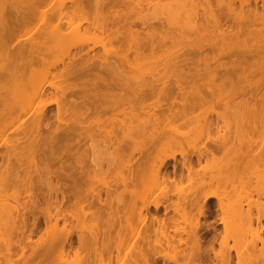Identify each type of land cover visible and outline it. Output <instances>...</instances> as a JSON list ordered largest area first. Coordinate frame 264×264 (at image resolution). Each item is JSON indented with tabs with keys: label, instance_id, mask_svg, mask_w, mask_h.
Listing matches in <instances>:
<instances>
[{
	"label": "bare ground",
	"instance_id": "bare-ground-1",
	"mask_svg": "<svg viewBox=\"0 0 264 264\" xmlns=\"http://www.w3.org/2000/svg\"><path fill=\"white\" fill-rule=\"evenodd\" d=\"M53 1L0 0V117L12 108L10 100H25L29 96L28 104L20 108V111L28 113L33 110L36 121L49 120L50 118L44 119V116L51 112L47 110L50 103L39 102L46 96L48 87V93L56 95L53 92L56 90L55 85L47 82L45 75L26 77L33 60L38 56L39 47H26L22 39L14 37L20 25L33 20L51 23L49 38L44 39V42H49L63 39L74 18L84 16L86 20L92 13L95 21L86 29L99 30L106 35L103 47L105 54L101 59L86 53L66 56L61 77L67 88L62 97L57 96L54 100V116L59 122L61 116L76 112L80 119L65 123L66 127L57 124L47 130L44 136L40 135V129H36V153L45 166L48 178V189L45 193H38L41 194L44 207L40 206L36 197L30 200L28 209L14 208L17 213L15 217H2L1 214L0 222L4 221L5 225L0 229V247H7L6 256H10L8 247H19V253L16 254L19 264H65L64 255L73 253L75 249L72 231L67 229L69 220L76 219L83 208L91 207L95 210L90 213L94 230H86L85 234L77 236L75 256L80 249L89 253L88 250L91 249L88 247H94L97 254L94 264H104L102 258L105 253L109 257L112 254L105 248L112 240V232L118 228L116 247H120L122 234L127 235L129 232L130 237H139L141 223L147 217L150 222L163 226L177 222L189 224L188 230L184 227L174 228L171 235L161 231L167 247L175 248L172 256L169 253L158 255L163 261L178 264V257H183L180 253L183 244L193 247L191 258L195 264H204V258L209 257L208 252L212 248H202L201 225L197 218L193 224L190 222L193 218L192 210L197 208V214L204 217L207 202L210 199L216 200L222 213L219 220L223 225V233L227 226L226 211L235 215L242 213L239 205L227 208L223 198L217 194L219 178H210L216 182L213 189L209 188L210 190L190 198H182L174 208L171 205L174 211L180 212L178 219L148 215L140 217L141 210L147 213L149 206L154 210L164 207L167 211V203L155 202L143 205L139 209L137 224H131L132 208L130 204L123 203V193L139 200L138 191L144 190L151 179L170 183L169 188L174 189L177 180L184 178L182 170L192 179L194 172L190 154L187 155L182 150L170 155L164 154L165 156L161 153L172 147H181L184 140L190 137V132L196 131L191 128L180 132L176 127H183L191 122L194 116L189 115L199 107L206 104L222 105L228 112L239 113L240 118L235 123H239L240 128L245 125L246 129L242 132L248 135L252 129L264 127V0H73L72 9L68 8L65 12L61 6H54ZM149 3L161 10L151 18L141 15L143 6ZM167 44H170L169 48ZM171 46L176 49H171ZM173 50L177 53L170 58L154 55ZM157 64V70H152ZM126 67L136 68L138 71L144 69V72L125 73ZM144 76H149L150 79ZM39 81L41 83L37 86ZM35 86L33 93L27 96L25 91ZM152 97L156 102L153 106L146 103ZM36 100L39 104L34 108ZM206 111L213 112L212 106H207ZM119 115L122 118H116ZM140 115L145 116V120L141 121L142 126H158L162 116L166 123H171L175 118L180 123L170 126L169 131L173 133L168 136L163 131L151 135L145 142H137L129 134L126 117ZM101 117L105 119L100 120ZM94 131L98 132L94 134ZM25 132L24 128L19 130L17 140H22ZM243 133L238 134L236 130L237 141L229 134L218 136L211 148L204 147L203 151L196 150L192 155L199 162L208 156L213 157L214 151L220 148L224 152L223 157L225 156L223 165L228 171L227 178L233 180L237 174H241L244 163L264 162V154L243 143ZM98 134L101 139L93 141L92 138ZM85 140L93 141L92 155L94 157L100 154L98 157L89 159L86 156L89 144ZM126 150L129 151L128 154H125ZM103 154L112 163L123 162L124 156L127 159V177L121 178L120 186L123 189L116 196L115 205L99 198L98 192L83 189L96 176V172H103L97 160ZM23 155V150L5 151L1 155L4 166L0 177L1 189L9 183L10 177L14 182L22 180L17 172L11 170L10 164L12 159L20 163ZM176 155L182 159L178 176L175 175ZM130 159L133 162L130 163ZM169 161L173 163L169 164ZM168 166L177 177L169 178ZM107 170L108 167L105 171ZM172 189L167 190V193H172ZM87 191L92 193V197L95 196L94 199L87 195ZM1 208L4 213L8 212L6 205L3 204ZM121 208L128 215L122 216ZM25 212L32 215L31 222ZM38 213L41 214L42 221L38 218ZM83 215L85 217V213ZM262 218L264 208L257 221ZM60 222L62 225H59ZM181 234L186 238H182ZM14 235L17 239L11 242V236ZM175 235H178L177 242L171 245ZM147 236L145 247H152L149 244V234ZM29 242L32 243L31 246ZM219 245L224 247V236ZM27 247H31L29 252H26ZM115 251L119 252L118 249ZM156 255L157 253H152L147 248H138L132 252L131 262L135 264L136 260H141L143 264H156ZM2 257L4 255L0 250V264H3ZM216 257L222 262L221 254L214 253L213 259ZM5 264L14 262L7 257Z\"/></svg>",
	"mask_w": 264,
	"mask_h": 264
},
{
	"label": "rangeland",
	"instance_id": "rangeland-1",
	"mask_svg": "<svg viewBox=\"0 0 264 264\" xmlns=\"http://www.w3.org/2000/svg\"><path fill=\"white\" fill-rule=\"evenodd\" d=\"M7 1V0H6ZM73 0H54V6H61L63 8V12H65L68 8L72 9L71 5ZM145 4L143 6V12L141 15L147 16L151 18L152 16H156L160 13V8L153 5ZM237 2V6H238ZM261 2H259L258 7L260 8ZM84 16H77L72 20L70 28L67 29V34L63 36V39L52 40L49 42H44V39L49 38V31L52 30V24L48 22L42 23L41 21L33 20L31 22L22 24L18 27V29L14 33L15 38L22 39V42L25 43L26 47L31 45L39 47L38 56L33 60V64L31 66L30 72L27 73L26 77L34 78L41 77L42 75L46 76L47 82H52L56 90L53 92L56 95H53L50 92L49 87L47 88L49 91L46 92V96L39 102L35 101L34 108L37 107L39 103L45 101L50 103L47 106V110H51L48 115L44 116L45 118H50L49 120H39L36 121L34 119L36 113L28 112L22 113L20 108L24 107L28 104L27 98L28 95H31L34 91V88H29L25 91V94L28 96L25 100L12 99L9 101L11 103L12 108L7 110L0 117V177L3 174V163L1 155L5 151H13V150H23L24 155L20 159V163H16L14 159L11 160L10 168L13 172H17L22 180L14 182L13 178L10 177L9 183L4 187L0 188V215L2 217H15L17 214L16 209L21 207L24 210L30 207V200L38 198L40 206L44 207V202L41 198L40 193H45L46 186H48V178L47 174H45V166L39 160L36 153V140L38 139L37 128L40 129V135H46V131L51 129L53 126L60 124V127L65 126L67 123H71L70 121L79 120V113L73 112L70 114H66L65 116H61L56 121L54 116V111L56 109V104L54 100L58 97H62L63 93L66 91V83L63 82L61 77V71L65 67V62L67 61V55L71 57L73 54L85 55L88 56H96L100 59L104 56L103 47L104 42L106 40V35L103 34L99 30L94 29H86L88 25L95 21V15L90 13L87 19H84ZM86 29V30H84ZM209 39V38H208ZM43 42V43H42ZM174 46V45H173ZM171 46V49H176ZM170 47V44H167V48ZM177 51L173 50L172 52H157L154 55H162L171 57ZM110 55V54H109ZM149 56V55H148ZM61 60L63 62L61 63ZM158 64L152 70H157ZM144 70V69H143ZM142 69L137 70L136 68H125V73H143ZM41 75V76H40ZM141 77V75H140ZM146 79H150L149 76H144ZM3 80V79H2ZM142 80V79H141ZM40 81L37 86L40 85ZM132 83V82H131ZM31 93V94H30ZM39 103H38V102ZM27 103V104H26ZM38 103V104H37ZM147 104H151L152 106L156 104L154 98H149L146 102ZM36 105V106H35ZM207 106H212L213 112L206 111ZM76 113V114H75ZM162 113H166L163 112ZM30 114L34 116H30ZM194 116V119L191 122H188L183 127H176L178 131L183 132L187 131L191 128L196 129L193 133H191L190 137L186 138L184 142L181 144V147H172L167 151L161 153V155H170L172 153H177L179 150L187 153V155L192 156L191 166L193 168L192 172L194 175L192 179H189L186 176V171L182 170L184 178L181 181L177 180L176 188H169L170 183H165L164 181L151 179L148 180L147 186L144 190L140 189L139 200L134 196H130L127 193H123L124 198L122 201L124 204H130V208H132V212L130 213L131 224H137L138 221V213L139 209L143 207V205L148 203H167L165 205L168 206L167 211L164 210V207H160L157 210H154L152 206H149L148 212L146 213L143 209L141 210L140 217L155 216L158 218H179V213L173 210L176 203L182 200V198H190L195 195H200L208 190L209 188H214L216 186V182L211 180L210 178H219V188L217 189V194L221 199L223 198V203L229 208L231 205H239L242 213L239 215L232 214L228 211L225 213L226 217V231L223 233V225L220 223V217L222 213L218 209L217 201L214 199H210L207 202V210L205 211V216L198 215L196 212L197 208H194L191 212L193 216L190 219L191 224H193L198 219L199 224L201 225V237H202V245L207 249L212 248L208 252V258L205 256L204 264H264V218L257 221L261 213V209L264 208V162H251L244 163L243 170L241 174H237L233 180H229L227 178V170L223 165L225 161V156L223 150L220 148L214 151L213 157L203 158L199 162L196 161L195 157L192 155L196 150L209 149L212 146V142L217 140L218 136L229 134L233 140H236L235 132L237 130L238 134L243 133L242 130H245V125L240 128L239 123H235L237 119L240 118L239 113H231L228 112L225 107L222 105H210L206 104L203 107H199L195 109L191 115ZM32 117V119L30 118ZM34 117V118H33ZM116 118L120 119L122 116H116ZM105 117H101L100 120H104ZM129 134L133 139L137 142H145L151 135H154L158 132L166 131L167 136L172 131H169L170 126H175L180 121H177V118L173 120L171 123H166L164 117H160V124L156 125H146L142 126L141 121L145 120V116L140 115L139 117H126ZM66 123V124H65ZM173 123V124H172ZM226 123V124H225ZM39 125V126H38ZM66 127V126H65ZM145 127L144 129H142ZM159 127V128H158ZM25 129L26 132L22 138V140H17V133L21 129ZM107 129V127H106ZM142 129V130H141ZM104 130V128H102ZM95 132L98 131H94ZM16 133V134H15ZM250 134L243 133L241 134L242 141L245 144L251 145V147L259 153L264 154V127H257L255 130L249 132ZM43 135V136H44ZM99 135V134H98ZM94 136L92 139H101L100 135ZM93 141L85 140V143L89 144L86 150V156L90 158L92 155V147L94 146ZM218 143V142H216ZM95 152V151H94ZM128 150H126L125 154H128ZM31 153V155L29 154ZM100 155V154H98ZM95 155L94 157H98ZM164 155V156H165ZM93 157V158H94ZM107 159H106V158ZM162 157V156H161ZM176 158V170L175 175L180 173V165L182 162L181 157L179 155L175 156ZM211 158H213L211 160ZM97 159V158H95ZM103 168V172H96V176L91 178L86 186L83 189L90 190L92 189L94 192L99 193V198L105 199L107 202H112L115 205V199L118 193L123 189L120 185L121 178L127 177L128 167H127V159L124 156L123 162H115L112 163L107 155L99 156L97 159ZM133 162V159H130V163ZM173 161H169V164H172ZM111 165V166H110ZM179 168H178V167ZM108 167V170L105 169ZM169 172V178L173 179L174 176L172 173V168L170 166L167 167ZM92 175H94L92 173ZM47 180V181H46ZM130 187H127L129 189ZM132 189V187L130 188ZM171 190L172 193H167V190ZM40 190V191H39ZM115 190V192H112ZM182 190V191H181ZM175 191V192H174ZM48 192V190H47ZM89 192V191H87ZM109 192V194L107 193ZM174 193V194H173ZM87 195H90L91 199L92 193L89 192ZM35 197V198H34ZM60 198L58 197V200ZM171 203V204H170ZM6 205L8 208V212L2 211V205ZM173 208H172V206ZM170 206V207H169ZM226 208V210H227ZM15 210V211H13ZM95 211L91 207L83 208L82 211H79L78 217L76 219L69 220V226L67 229H71L72 231V240L75 242L73 244V248L78 246L77 236L81 233H86V230L93 231V221L91 219L93 213ZM2 212V213H1ZM85 213V217L83 215ZM122 216H125L127 213L123 212V208L120 211ZM8 214V215H7ZM10 215V216H9ZM25 215L28 217V221H32V215L30 213H26ZM128 215V214H127ZM40 221H42L41 214H37ZM124 224V221H122ZM5 222H0V229L4 227ZM59 225H62L60 222ZM178 227H184L186 230L189 229L188 223L177 222L176 224L166 223L164 226L150 222L147 217L143 219L140 227V234L138 238H135L136 235H132L130 237L129 232L122 234L123 241L120 247H116L117 239L116 231L112 232V240L108 245L107 250L109 253L111 252V256L105 253V256L102 258V262L104 264H134L131 262V254L138 248H147L152 251V253H157L156 264H174L172 262H165L161 256V253H169L170 256L175 253L174 247H167L165 240L161 235V231H164L165 234H173V229ZM84 229V230H82ZM82 230V231H81ZM38 233V232H37ZM37 233L35 237H37ZM147 234H149V244L152 247H145ZM224 236V247H220L219 243ZM35 237H32L35 239ZM130 237V239H129ZM174 242L171 245H175L177 242L178 235L174 236ZM182 238H186L184 234H181ZM135 238V242L133 239ZM17 237L11 236V242L16 240ZM133 241V242H132ZM134 243V244H133ZM31 242L29 245L31 246ZM6 248L0 247L4 257L1 258V263L5 264L6 258L13 261L14 264H19V247H8L9 255L6 256ZM31 247H27L26 252H29ZM91 250L89 253L87 250L80 249L77 251V256H75V251L71 254H65L64 258L66 260L65 264H83V263H96L95 259H97V254L94 252V247H88ZM118 249L117 253L115 250ZM58 250V248L56 249ZM183 257H178V264H195V262L191 258V254L193 253V247H186L182 244L181 251ZM214 253H219L222 256V262L219 258H214ZM56 254V253H55ZM84 255V256H83ZM74 259V260H73ZM177 259V257H176ZM224 259V261H223ZM72 261V262H71ZM75 261V263H74ZM78 261V262H77ZM211 261V262H210ZM56 262V261H55ZM135 264H143L142 261L136 260Z\"/></svg>",
	"mask_w": 264,
	"mask_h": 264
}]
</instances>
